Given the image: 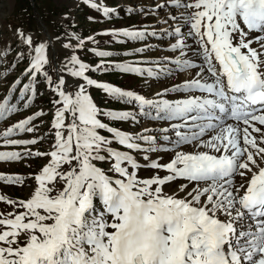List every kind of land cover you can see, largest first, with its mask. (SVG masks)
<instances>
[{
  "label": "snow or ice",
  "instance_id": "6c2138e0",
  "mask_svg": "<svg viewBox=\"0 0 264 264\" xmlns=\"http://www.w3.org/2000/svg\"><path fill=\"white\" fill-rule=\"evenodd\" d=\"M165 8L160 32L103 33L118 44L168 36L175 55L163 59L118 60L88 48L95 37L65 33L55 40L67 55L54 64L52 38L15 31L11 67L24 63L27 82L15 79L0 98V120L30 109L41 85L53 110L47 150L37 147L43 109L0 134L3 147L21 149L0 150V163L44 161L27 175L0 173V184L27 193L0 195V264H264V0H162L151 11ZM108 71L176 78L148 98L91 75ZM93 88L135 110L101 109ZM142 121L152 126H113Z\"/></svg>",
  "mask_w": 264,
  "mask_h": 264
},
{
  "label": "rangeland",
  "instance_id": "374dc122",
  "mask_svg": "<svg viewBox=\"0 0 264 264\" xmlns=\"http://www.w3.org/2000/svg\"><path fill=\"white\" fill-rule=\"evenodd\" d=\"M99 2L115 8L119 15L106 18L101 12L91 8L85 0H0V52L6 49L14 50L9 51L6 58H0V74H3L6 69L9 73L6 79H0V98L5 96L9 90V86L15 79L20 78L24 80L20 76V73L25 67L24 63H20L14 69L11 67L15 62L14 56L19 51L14 36L17 29H22L27 35H34L37 41L52 38L49 54L53 57L54 64H59L67 55L66 51L62 49L60 42L55 40L56 36H60L66 42L67 37L65 33H74L82 38L89 36L95 37L96 43H89L87 47L111 51L113 58L118 60H126L128 62L156 60L175 55L169 51L168 45L170 37L168 36L158 35L157 37H149L143 43L129 41L118 44L111 37L103 35L106 30L113 28H127L130 30L146 28L149 31L156 30L158 32L161 29L167 28L168 25L163 23V19L169 12V9L165 8L160 10L155 15L151 11L152 5L156 2H162V0H99ZM129 7H134L136 11L128 14L125 10ZM140 9L144 11L142 12ZM144 43L148 45V50L142 54H135V50L143 47ZM189 46L193 51L197 47L191 40L189 41ZM126 52L131 55L125 56ZM78 54L86 62H99V58L95 57L90 51H82ZM189 56L195 59L192 53H189ZM144 66L155 67L154 65ZM91 75L101 83H111L124 89L135 90L140 94L146 95L148 98H153L156 91L166 86L164 83L165 79L167 85L170 86L176 78L162 77L160 81H152L147 77L134 78L115 71L96 72ZM177 75L179 76V74ZM179 79H184V76H179ZM24 82L27 81L24 80ZM89 91L94 101L103 110H135L132 105H125L122 102L117 103L111 100L100 89L93 88L89 89ZM38 92L39 94L30 109L22 110L19 114H14L9 118L0 120V134L13 123L33 114L35 111L43 109L46 115L35 122L39 126L36 135L44 137L42 143L37 147L43 151L49 148L50 142L48 133L51 131L50 121L52 119L53 105L50 103V100L52 99V93L47 91L43 85L39 87ZM113 126L134 132L141 126L151 127L152 124L142 121V124L139 125L134 123H118L113 124ZM156 126L158 127L159 124ZM0 150L19 151L21 149L5 148L3 147L2 140H0ZM43 162V160H32L25 163H0V173L27 175L37 169ZM28 164H31V167ZM28 183L30 184L31 181L29 180ZM0 195H5L9 198H18L26 196L27 193L19 187L0 184ZM5 207L4 204H0V208Z\"/></svg>",
  "mask_w": 264,
  "mask_h": 264
}]
</instances>
